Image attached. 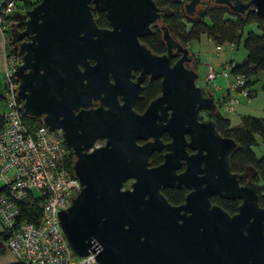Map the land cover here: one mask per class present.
Here are the masks:
<instances>
[{
    "label": "water",
    "instance_id": "95a60500",
    "mask_svg": "<svg viewBox=\"0 0 264 264\" xmlns=\"http://www.w3.org/2000/svg\"><path fill=\"white\" fill-rule=\"evenodd\" d=\"M213 2L238 15L254 8L264 18V0ZM199 3H184L185 15L194 17ZM93 12L105 13L110 28H99ZM26 16L15 36L22 60L16 96L24 115L60 130L75 156L81 190L57 213L74 255L94 254L93 264H264V209L255 186H240L230 172L234 140L212 120L198 119L217 107L196 84L198 69L186 67L189 50L165 25L164 55L140 42L160 21L154 1L41 0ZM133 70L140 73L135 81ZM146 75L161 80V95L137 114L132 105ZM94 100L99 107L92 108ZM162 133L171 142L163 145ZM97 139L106 144L93 148ZM162 147L164 162L148 168L149 156ZM186 147L196 153L188 155ZM182 161L185 171L176 174ZM174 183L191 189L179 206L160 193ZM213 195L240 199L238 213L212 205Z\"/></svg>",
    "mask_w": 264,
    "mask_h": 264
},
{
    "label": "built area",
    "instance_id": "2783aa9c",
    "mask_svg": "<svg viewBox=\"0 0 264 264\" xmlns=\"http://www.w3.org/2000/svg\"><path fill=\"white\" fill-rule=\"evenodd\" d=\"M35 1L37 4L41 0ZM17 4V0L0 1L2 37ZM221 48L216 46L217 51ZM229 48L236 46L229 44ZM231 67H224L221 74L231 82L233 90L246 97V79L232 74ZM16 68V57L6 53L3 72L7 111L1 115L0 130V224L1 232L7 236L6 247L17 264H93L94 254L81 258L74 255L59 225L57 213L66 210L81 190L72 171L69 148L59 131L43 123L30 127L24 121L16 96ZM215 78L214 68L208 65L204 81ZM235 102L231 100L228 111H233ZM27 216L29 219L24 218Z\"/></svg>",
    "mask_w": 264,
    "mask_h": 264
},
{
    "label": "trees",
    "instance_id": "16d2710c",
    "mask_svg": "<svg viewBox=\"0 0 264 264\" xmlns=\"http://www.w3.org/2000/svg\"><path fill=\"white\" fill-rule=\"evenodd\" d=\"M160 11V21L154 22L151 26L152 33H147L140 38L152 53L163 55L166 53V46L162 39L161 25H165L171 36L183 47H187L191 42L198 41L202 35H206L217 46L234 44L236 47L241 42L244 30L251 24L257 25L259 34L247 32L243 41V48L246 51V58L240 64H230L231 73L243 75L246 79V86H252V79L259 71L264 70V18L257 15L254 8L248 9L245 14L238 15L231 12L224 5H216L213 0H200L197 11L202 10L197 19L188 17L184 12V3L189 0H153ZM244 3L249 0H240ZM26 9L29 10L34 5H30L24 0ZM94 20L99 28H110V23L103 12H93ZM20 29L23 26L19 27ZM160 80L147 81L144 83L142 94L135 102L133 108L136 112H141L147 104L160 94ZM24 121L28 126H37L41 122L38 117L24 116ZM214 124L217 132L226 138L234 140L236 148L229 157L230 171L236 175L244 174L248 169H252L264 181V156L257 158L253 147L256 146V136H259L264 143V120L254 117L243 116L240 125L230 127L229 120L220 114L214 116ZM3 127V120L0 115V130ZM159 157L154 154L151 157L152 163H157ZM184 188L175 191H164L163 194L169 203L179 205L184 201L186 194ZM219 204V203H218ZM226 212L233 214L236 212L237 202L219 204ZM28 210V209H27ZM29 219V217H24ZM6 241L7 236L3 235Z\"/></svg>",
    "mask_w": 264,
    "mask_h": 264
},
{
    "label": "rangeland",
    "instance_id": "374dc122",
    "mask_svg": "<svg viewBox=\"0 0 264 264\" xmlns=\"http://www.w3.org/2000/svg\"><path fill=\"white\" fill-rule=\"evenodd\" d=\"M30 5H34L36 3L35 0H27ZM17 10H15L11 14L12 21L8 25V29L3 36L6 40L8 53L13 56H17V49H18V43L15 40V34L17 30H19V25H24L25 20L27 19L26 12L28 11L26 9L24 0H17ZM33 8V7H32ZM31 8V9H32ZM29 9V10H31ZM202 10H199L196 12V15L193 17L194 19H197L198 16L201 14ZM10 21V20H9ZM253 32L254 34H259V31L257 30L256 24H251L247 26L244 30L243 37L241 39V42L237 45V47L233 50L229 48V45H223L221 46V50H216V44L209 41L205 35H202L201 38L198 41H194L190 45V51L191 53H194L196 55H199L201 58L202 64L197 68L198 69V75L199 78L196 82L198 86H201L204 89H207L208 87L204 83V76L207 70L208 64L212 65L216 70H220L221 63L229 64L230 62H242L246 58V51L243 48V41L245 39V36L247 32ZM190 53V54H191ZM192 55V54H191ZM15 56V57H16ZM193 59L194 56L192 55ZM19 62V59L17 60ZM195 61V60H194ZM195 64H191L190 67H194ZM252 95L250 98V106L251 110H249V114L257 119L264 120V70L259 71L256 76L252 79ZM5 83H4V72L0 71V115H3L7 111V103L5 101ZM219 106V105H218ZM220 113L222 115L227 116L231 120V125L236 126L238 125L240 121V109L236 107L235 112L228 113L222 105L219 106ZM218 108V109H219ZM200 118L203 121L212 120L211 115L202 112L200 114ZM257 145L253 147V151L257 158H261L264 155V143H262L259 136H256ZM102 142H97V145H101ZM242 181H253L255 183L256 188L259 189V192L263 194V200H264V181L259 177L254 170L248 169L242 176ZM1 187V184H0ZM126 187V186H125ZM34 195H37L36 191L33 190ZM264 202V201H263Z\"/></svg>",
    "mask_w": 264,
    "mask_h": 264
},
{
    "label": "flooded vegetation",
    "instance_id": "af4514ba",
    "mask_svg": "<svg viewBox=\"0 0 264 264\" xmlns=\"http://www.w3.org/2000/svg\"><path fill=\"white\" fill-rule=\"evenodd\" d=\"M26 21V20H25ZM20 26H23V25H19L18 26V28L20 27ZM102 29V28H101ZM107 29V28H106ZM24 30V26H23V28H19V30H17V32H16V34L17 33H19V32H21V31H23ZM16 34H15V36H16ZM17 41V40H16ZM22 41H28V38H23V40ZM17 43L19 44L20 43V41H17ZM187 48V47H186ZM17 54H18V51H17ZM164 55V54H163ZM16 56V55H15ZM189 56H190V58H192V62L190 63V64H186V67H188V68H192V67H190V65L191 64H195V61H194V59H193V57H192V55L190 54V52H189ZM177 58H179V56H177V57H175V58H173L172 59V61H171V64H173L174 62H176V60H177ZM19 59V62L17 61V67L18 66H20L21 64H22V60H21V57L19 56V55H17L16 56V60H18ZM192 69H197L196 68V65H194V67L192 68ZM16 70H17V68H16ZM132 80L133 81H135L138 77H139V75H140V73L138 72V71H136V70H133L132 71ZM153 80H156V79H153ZM153 80H151V81H153ZM160 80V79H159ZM111 81V80H110ZM147 81H149V76L148 75H146L144 78H143V81H142V83H141V87H142V89H141V93H140V95L139 96H141V94H142V90H143V86H144V83L145 82H147ZM19 83V82H18ZM160 85H161V80H160ZM201 87V86H200ZM19 88V87H18ZM161 95V91H160V94L157 96V97H159ZM157 97H155L154 99H156ZM140 98V97H139ZM139 98H137L135 101H134V103H133V105H132V109L134 110V108H133V106H134V104H135V102L139 99ZM154 99H152L151 101H153ZM118 100L121 102V99H120V97H118ZM20 102H21V105L23 106V102L21 101V100H19ZM151 101L147 104V106L141 111V112H136L135 110V112L137 113V114H143L145 111H146V109H147V107L149 106V104L151 103ZM92 104H93V106H92V108H97V107H99L100 106V103H99V101H93L92 102ZM217 107V106H216ZM104 108L106 109L107 107L106 106H104ZM23 109V108H22ZM79 110H81V107H80V109ZM230 112V111H229ZM232 112V111H231ZM206 113V112H205ZM75 114H77V111L75 112ZM160 114V113H159ZM200 114L201 113H199V115H198V119H199V121H203L201 118H200ZM207 114H209V115H211V118H212V121L214 122V116L217 114V111L213 114H211V113H207ZM169 116V115H168ZM39 118V120H40V122L42 123V118L41 117H38ZM209 121V120H208ZM204 122H206V121H204ZM57 131H59L60 132V134H61V131L60 130H57ZM187 138V140H188V137H186ZM151 141H152V139H150ZM160 140H161V142L163 143V145H166L167 143H169V142H171V137L168 135V133H162L161 135H160ZM102 142L101 143V145H97L96 143L97 142ZM145 143V141H138V144L139 145H142V144H144ZM106 144V140L105 139H97L95 142H94V146H93V148H100V147H103L104 145ZM256 145H257V143H256ZM67 146V145H66ZM68 147V146H67ZM69 148V147H68ZM186 152H187V154L188 155H192V154H195L196 152L195 151H192L191 149H189L188 147H186ZM167 153V150H166V148L165 147H162L159 151H154V152H152L151 153V155L149 156V158H148V168H155V167H158L159 165H161L163 162H164V154H166ZM154 154H157L158 155V157H159V161L157 162V163H152L151 162V157L154 155ZM69 155H70V158H71V165L73 166V164H74V161H75V156H74V154H73V151L69 148ZM264 156V155H263ZM262 156V157H263ZM228 162H229V160H228ZM185 168H186V164H185V162L184 161H182L181 163H180V166H179V169H177L176 171H175V173L176 174H180V173H182V172H184L185 171ZM230 168V167H229ZM231 172V171H230ZM232 173V172H231ZM233 174V173H232ZM236 175V174H235ZM243 175V174H242ZM242 175H236L237 176V180H238V183H239V185L240 186H244V185H246V183L248 182H243L242 181V178H241V176ZM75 176V175H74ZM134 182V180H129L127 183H125L124 184V187H123V190L124 189H129L130 188V185L132 184ZM254 186H255V183L253 182V181H250ZM126 186V187H125ZM182 188H184L187 192H186V194H185V196H184V201L182 202V203H180L179 205H181V204H183L184 202H185V197L187 196V194L191 191V189H188V188H186L184 185H182V186H180L179 188H177V185H176V183H174V187H170V188H161L160 189V193L164 196V194H163V192L164 191H175V190H179V189H182ZM255 193H256V196H257V205H258V207L259 208H261V209H264V200H263V194L261 193V192H259V189L258 188H256V186H255ZM164 198L166 199V197L164 196ZM167 200V199H166ZM167 202H168V200H167ZM210 202H211V204L212 205H215V206H218V207H220V208H222L219 204H221V205H223V204H229V203H231V202H237V209H236V212L235 213H233V214H230V213H228V212H226L223 208V210H224V212H226L229 216H233V215H235V214H237L238 213V207L240 206V204H241V200L240 199H227V198H225V197H221V196H218V195H213V196H211L210 197ZM169 203V202H168ZM219 203V204H218ZM170 205H172V206H179V205H173V204H171V203H169Z\"/></svg>",
    "mask_w": 264,
    "mask_h": 264
},
{
    "label": "crops",
    "instance_id": "0c3cea01",
    "mask_svg": "<svg viewBox=\"0 0 264 264\" xmlns=\"http://www.w3.org/2000/svg\"><path fill=\"white\" fill-rule=\"evenodd\" d=\"M207 39L209 41H211L210 38L207 37ZM192 43L193 42H191L187 46V49L189 50L190 53H191L190 45ZM6 53H8L6 40L4 39V37H2V35L0 33V71H3V62H4V59H5ZM191 54L194 56L195 65H196V68H198L202 64L201 58L199 57V55H196L194 53H191ZM242 62H240V63H242ZM231 63L232 64H240L239 62L235 63L233 61L230 62L229 64L221 63L222 65L220 66V70H216L212 65L208 64V65H210V66H212L214 68V70L216 72V78L212 82H204V83L208 87L207 89H205L206 92L214 99V102H215V104L217 106V114H220L223 118L229 120L230 127H237V126L240 125V121H239L238 125L232 126L231 125V120L227 116L222 115L220 113V111H218V110H220L219 106L222 105L224 107V109L228 113H230L228 111L227 107L231 106V103H230L231 100H235L236 102L232 106V110H233L232 112H235L236 111V107H237V108L240 109V112H241L240 116L241 117H243V116L252 117L249 114V112H250L249 110H251L250 98H251V95H252L251 88H252L253 85L248 88V95L246 97H243L238 91L233 90L230 87L231 86L230 85L231 82L229 80H227L226 78H224L222 76V74H221V70L224 67L230 65ZM241 117H240V119H241ZM256 143H258L257 140H256ZM3 235L4 234L1 232V224H0V264H17V262L15 261L13 255L10 253V251L6 247L5 240L3 239Z\"/></svg>",
    "mask_w": 264,
    "mask_h": 264
}]
</instances>
